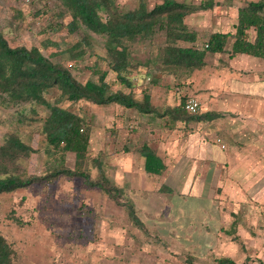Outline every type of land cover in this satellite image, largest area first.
Listing matches in <instances>:
<instances>
[{
    "label": "rangeland",
    "instance_id": "rangeland-1",
    "mask_svg": "<svg viewBox=\"0 0 264 264\" xmlns=\"http://www.w3.org/2000/svg\"><path fill=\"white\" fill-rule=\"evenodd\" d=\"M149 1L152 8L164 0ZM176 1L200 3V0ZM217 1L221 3L220 8L198 12L186 19L190 28L199 32V46L212 33L231 30L235 11L232 8L248 2ZM119 5L124 11H131L138 6V0H119ZM58 7L55 0H0V33L12 47H41V41L48 37L56 39L60 49L53 47L51 50L60 51L61 56L53 61L70 68L80 82L98 81L97 70L109 71L104 42L100 37H94L95 55L88 51L82 59L72 61L67 50L79 42L81 35L71 36L66 29L56 36L44 33L51 17L43 11L54 14ZM18 11L23 13L22 18ZM40 12V16H34ZM163 44V38L153 43L137 39L134 44V60L139 68L131 78L135 84L134 98L138 101H143V93L157 83L163 88L169 87L168 92L176 93L183 87V76L170 73L162 64L160 48ZM43 52L48 55L46 50ZM211 58L217 59L216 56ZM107 80L115 91L124 90L115 83L113 73H109ZM58 97L59 93H54L48 99L54 102ZM1 102L0 97V146L6 135L19 132L37 151L23 163L28 175H44L56 165L74 168L73 153H61L55 159L44 152L48 142L42 133L41 121L49 114L45 107L24 104L8 108ZM62 105L70 107L89 123L91 143L87 168L92 179L100 178L101 168L118 186L125 188L127 184L125 189H130L131 193L126 197L138 203V212L146 223L147 233L130 221L126 208L117 205L102 190L88 187L82 179L61 177L52 185L36 184L28 190L0 197V233L14 244V264H218L217 260L225 258L223 252L227 247L221 244L218 247L214 234L205 239L203 225L196 221L195 226L189 227L178 220L172 197L166 205L161 198L144 197L135 191L136 185L143 189L146 183L141 177L145 176L140 172L141 164L134 160V157L139 158L138 150L145 138L136 135L142 129L168 127V118L155 116L154 121L146 123L150 117L119 105L105 107L86 101L76 105L65 101ZM133 175L138 176L135 177L137 183H132ZM12 212L26 225L19 226L9 220Z\"/></svg>",
    "mask_w": 264,
    "mask_h": 264
},
{
    "label": "trees",
    "instance_id": "trees-1",
    "mask_svg": "<svg viewBox=\"0 0 264 264\" xmlns=\"http://www.w3.org/2000/svg\"><path fill=\"white\" fill-rule=\"evenodd\" d=\"M59 3L56 13L49 14L50 22L44 33L47 36L58 35L67 30L71 36L81 35L79 42L68 48L72 61H78L87 52L95 55V36L104 42L105 60L109 71L97 70L98 81L80 82L71 69L53 58L60 57L59 42L48 37L41 41L42 46L12 47L6 37L0 33V97L5 107L31 104L45 107L49 114L41 121L42 133L47 140L44 149L50 158H57L63 153L75 155L74 168L56 165L44 175L30 176L23 163L37 151L19 132L6 135L0 146V197L20 190H28L33 185H52L59 178L82 179L90 188H98L117 205L127 209L130 221L147 233L146 223L138 212L136 201L126 197L127 190L118 186L100 168V178L92 179L88 171L91 128L79 114L64 107L63 102L76 105L86 101L98 106L119 105L127 110H137L141 114L158 113L152 105L149 95L143 101L134 98L135 84L132 73L139 68L134 60V44L137 39L151 43L163 38L160 48L161 60L165 68L174 75L191 77L196 71L205 68L209 58L217 54H229L234 58L239 54L264 59V0L245 2L238 7L236 33H212L199 46V32L192 30L186 23L188 16L212 11L220 7L217 0H200L198 5L188 1L164 0L150 8L149 0H138V6L131 11H124L119 0H55ZM18 16L24 15L18 11ZM35 14L34 16H40ZM256 37H251V31ZM43 50H46V55ZM109 73L115 76V83L129 90H114L108 82ZM183 84V83H182ZM184 85V84H183ZM59 93L54 102L49 95ZM188 97L181 98V103L160 117L169 116L172 121H214L223 115L211 113L200 115L189 114L185 108ZM145 159V171L148 174L163 176L167 165L157 153L144 143L138 150ZM162 193H173L164 184ZM8 219L19 226L25 222L12 212ZM234 234L236 231L231 230ZM236 241L239 239L234 237ZM16 250L14 244L0 233V264H14ZM218 264H238L229 258H221ZM249 261V260H248ZM248 263V262H247ZM245 263V264H247Z\"/></svg>",
    "mask_w": 264,
    "mask_h": 264
},
{
    "label": "crops",
    "instance_id": "crops-1",
    "mask_svg": "<svg viewBox=\"0 0 264 264\" xmlns=\"http://www.w3.org/2000/svg\"><path fill=\"white\" fill-rule=\"evenodd\" d=\"M232 10V28L222 33H236L238 7ZM250 34L256 37L254 30ZM215 56L205 68L184 78L178 92H168L169 87L157 83L143 93V99L149 95L158 112L142 114L150 117L146 123L155 116L171 121L159 114L178 106L184 96L199 100L200 115L223 116L214 121H172L165 128L142 129L136 136L145 138L167 170L163 176L148 174L145 159L134 157L146 182L143 189L136 185L135 191L161 198L166 205L172 197L178 220L184 226H195L196 221L203 225L205 239L214 234L216 245L227 247L223 257L238 264H264V59L243 54ZM132 171L136 173L134 168ZM135 177L132 183H137ZM164 184L173 193H162Z\"/></svg>",
    "mask_w": 264,
    "mask_h": 264
},
{
    "label": "built area",
    "instance_id": "built-area-1",
    "mask_svg": "<svg viewBox=\"0 0 264 264\" xmlns=\"http://www.w3.org/2000/svg\"><path fill=\"white\" fill-rule=\"evenodd\" d=\"M185 108L189 114H197L201 110V104L197 98L191 97L188 99Z\"/></svg>",
    "mask_w": 264,
    "mask_h": 264
}]
</instances>
